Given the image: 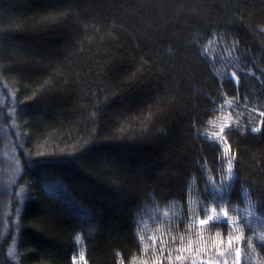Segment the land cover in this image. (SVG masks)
Segmentation results:
<instances>
[{
	"label": "trees",
	"instance_id": "obj_1",
	"mask_svg": "<svg viewBox=\"0 0 264 264\" xmlns=\"http://www.w3.org/2000/svg\"><path fill=\"white\" fill-rule=\"evenodd\" d=\"M261 113L264 0H0V264H264Z\"/></svg>",
	"mask_w": 264,
	"mask_h": 264
},
{
	"label": "rangeland",
	"instance_id": "obj_2",
	"mask_svg": "<svg viewBox=\"0 0 264 264\" xmlns=\"http://www.w3.org/2000/svg\"><path fill=\"white\" fill-rule=\"evenodd\" d=\"M3 159L5 161V165L7 166V168L9 167V171H8L9 177L10 178L15 177L16 174H18V164H17V159H16L14 153L11 150L5 151L3 154ZM26 195H27V191H26L25 185H21L17 191L18 205L16 207L15 219L19 214L23 200L25 199ZM223 215H225V212H223ZM76 262H77V264H81V257L80 256H78L76 258Z\"/></svg>",
	"mask_w": 264,
	"mask_h": 264
},
{
	"label": "snow or ice",
	"instance_id": "obj_3",
	"mask_svg": "<svg viewBox=\"0 0 264 264\" xmlns=\"http://www.w3.org/2000/svg\"><path fill=\"white\" fill-rule=\"evenodd\" d=\"M261 115L264 116V113H261ZM253 131H257V129H253ZM221 132H223V129H221ZM217 135L219 136L220 134H217ZM210 222H211L210 220H201L200 224L204 225V224H207V223H210ZM238 258H239V249H237V259ZM177 259H180V257H177Z\"/></svg>",
	"mask_w": 264,
	"mask_h": 264
}]
</instances>
